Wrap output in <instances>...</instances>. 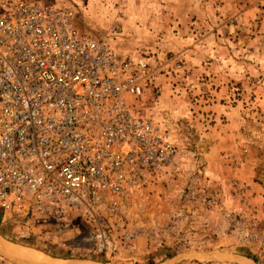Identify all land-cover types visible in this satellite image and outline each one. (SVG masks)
Listing matches in <instances>:
<instances>
[{"label":"rangeland","instance_id":"rangeland-1","mask_svg":"<svg viewBox=\"0 0 264 264\" xmlns=\"http://www.w3.org/2000/svg\"><path fill=\"white\" fill-rule=\"evenodd\" d=\"M42 1L71 8L80 30L117 53L149 60L155 79L139 104L179 158L98 220L7 214L0 236L55 262L164 264L196 249L264 264V0ZM0 264L14 263L0 253Z\"/></svg>","mask_w":264,"mask_h":264},{"label":"built area","instance_id":"built-area-1","mask_svg":"<svg viewBox=\"0 0 264 264\" xmlns=\"http://www.w3.org/2000/svg\"><path fill=\"white\" fill-rule=\"evenodd\" d=\"M75 19L42 0H0L1 219L78 210L98 220L179 158L139 104L155 79L149 60Z\"/></svg>","mask_w":264,"mask_h":264},{"label":"water","instance_id":"water-1","mask_svg":"<svg viewBox=\"0 0 264 264\" xmlns=\"http://www.w3.org/2000/svg\"><path fill=\"white\" fill-rule=\"evenodd\" d=\"M5 241L1 236H0V253L4 255L8 260L13 262L14 264H26L23 262V260L7 253L4 248L2 247V242ZM191 258H207L211 260H224V261H231V262H236L239 264H255V262L245 256L241 255H236V254H227L224 252H220L218 250H196L192 249L189 250L185 253L179 254L175 257H173L171 260V264H176L179 260H185V259H191ZM107 264L105 262H100V261H94V260H77L73 264Z\"/></svg>","mask_w":264,"mask_h":264},{"label":"bare ground","instance_id":"bare-ground-1","mask_svg":"<svg viewBox=\"0 0 264 264\" xmlns=\"http://www.w3.org/2000/svg\"><path fill=\"white\" fill-rule=\"evenodd\" d=\"M2 242V247L4 250L23 260L26 264H73L75 261H64L61 259H57V262H55L53 259H51L49 256L42 254L38 251H35L31 249L30 247L27 246H22V245H14L10 243L9 241H1ZM173 262L172 260L167 261L164 264H171ZM81 264V263H77Z\"/></svg>","mask_w":264,"mask_h":264}]
</instances>
